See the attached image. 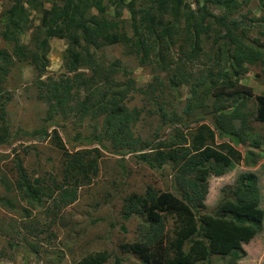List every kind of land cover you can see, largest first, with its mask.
<instances>
[{
    "label": "trees",
    "instance_id": "1",
    "mask_svg": "<svg viewBox=\"0 0 264 264\" xmlns=\"http://www.w3.org/2000/svg\"><path fill=\"white\" fill-rule=\"evenodd\" d=\"M9 2L10 9L2 15L1 35L14 49L13 54L0 49V147L12 139L8 109L12 95L6 89L7 81L16 62L27 63L37 73L38 97L48 106L43 120L46 129L34 137L48 136V126L57 127L52 135L63 156V169L61 180L54 174L32 180L23 161L18 160L15 184L2 179L6 192L17 193L15 198L21 196L31 204L52 200L54 217L74 204L79 190L90 186L98 176L103 151L98 147L69 152L58 127H65L60 123L62 119L76 121L79 128L85 127L86 121L99 122L102 130L98 133L95 126L96 136L89 144L107 149L104 144L110 142L109 147L118 155L139 153L140 160L152 168L170 164L178 171L176 182L182 195L150 186L143 195L125 199L124 220L139 217L143 221L139 239L121 246L125 254L135 255L141 264H217L218 260L242 263L251 245L264 236L262 177L254 171L241 172L233 185L221 190L223 201L216 209L204 211L212 177L222 178L241 165L256 167L254 161L263 153L244 148L246 154L242 155L238 149L249 141L257 148L264 144V137L250 132L252 118L264 125V93L255 96L251 88L241 84L248 73L247 63H259L264 69V49L258 47L259 40H250V30L246 28L248 21H262L248 16L233 18L250 0H195L196 10L187 0H58L49 9L36 0ZM261 6L264 11V0ZM215 8L220 15L213 12ZM32 11L42 14L38 27L30 19ZM126 11L131 15L130 29L123 20ZM31 30L33 45L28 46L21 41ZM52 38L68 42L64 56L67 74L61 79L45 80ZM207 42L212 44V51L205 54L203 45ZM116 46L125 47L129 56H137L141 66L154 64L161 73H167L168 89L190 86L185 113L191 115L196 109L211 106L213 111L207 115L213 117L216 130L200 125L192 140L183 136L181 144L173 141L153 146L136 137L132 126L139 121L141 110L128 106L131 95L139 91L158 99L155 95L165 84L156 75L147 90H139L120 60L107 61L103 57V49ZM174 47L180 53L178 60L171 54ZM204 54L206 68L195 76L187 65ZM207 102L211 105L206 106ZM158 113L163 120L169 116L164 106ZM217 130L221 138L228 137L229 141L218 144ZM0 203L16 209L11 196H0ZM170 219L177 221L173 237L166 233ZM110 258L107 251L98 252L77 264H106ZM115 264L124 263L117 258Z\"/></svg>",
    "mask_w": 264,
    "mask_h": 264
},
{
    "label": "rangeland",
    "instance_id": "2",
    "mask_svg": "<svg viewBox=\"0 0 264 264\" xmlns=\"http://www.w3.org/2000/svg\"><path fill=\"white\" fill-rule=\"evenodd\" d=\"M42 2L44 8H51L58 0H36ZM195 0H187L192 4ZM245 2V0H240ZM141 2L138 9H141ZM193 7L197 5L194 2ZM10 9L9 0H0V49L13 54L14 46L5 42L1 32L3 29L2 15ZM216 15L221 11L213 10ZM42 14L32 11L30 19L35 27L41 25ZM244 16L259 18L262 22L248 21V32L250 40H259L257 45L264 49V11L261 0H250L248 5H243L235 14L234 19H244ZM127 28L130 29L131 15L126 11L124 19ZM34 30L27 31L22 36V43L28 46L33 45L32 35ZM51 52L49 53L50 66L44 79H61L66 73L64 56L68 50V42L58 38L50 40ZM256 45V46H257ZM125 47L116 46L102 50L103 57L107 61L120 60L124 68L131 72L130 78L135 80L139 90H147L150 83H153L155 76H160L165 86L157 91L156 97L152 99L136 92L131 95L128 106L141 110L139 121L133 127L136 137H141L153 146L164 143L177 142L186 136L192 140L196 128L200 125L209 126L214 129L211 121L213 118L207 114L213 111L210 106L206 110L196 109L191 115L185 113L187 100L191 96V87L182 86L177 90L168 89L170 76L161 73L154 64L141 66L137 56L128 55ZM205 54L212 51V44L208 42L203 45ZM178 60L180 53L174 47L171 52ZM204 56L193 63L188 64V71L195 76L198 72L205 70ZM223 66V65H222ZM248 73L242 78L241 84L251 88L255 96L264 93V69L261 64L247 63ZM81 71H85L82 69ZM88 72V71H86ZM91 74V73H89ZM37 73L27 63L16 62L6 85V89L12 95L9 103V122L12 128L11 142L0 147V196H11L16 209L7 207L0 203V264H77L89 254L104 252L110 255V261L106 264H115L117 258L124 264H141V260L132 254H125L121 246L125 243H134L140 237L143 221L139 217H132L126 221L123 218V205L127 197L138 194L143 195L148 187H154L158 191H171L182 195L179 185L176 182L178 171L174 165L165 164L160 168H152L143 163L139 153L118 155L110 142H105L107 149H103L97 143L92 145L88 141L102 130L99 122L86 121L85 127L79 128L75 121L61 120L64 128H59L62 141L67 150L76 153L81 149L101 148L103 156L99 165V174L90 186H84L79 190V199L69 207L58 211L54 217L53 201L44 199L41 205L31 204L21 196L9 195L2 184V179L7 178L13 184L18 177V160L23 161V166L32 180L38 178H49L56 175L61 180L63 169V156L53 141L52 132L56 126H48L50 135H34L46 129L43 120L47 117L48 106L41 102L36 87ZM125 82V78H121ZM156 104V105H155ZM165 107L169 116L163 120L158 111ZM251 108V107H250ZM173 112H175L173 114ZM175 115L177 117H175ZM199 121V122H197ZM251 131L264 137V125L253 120ZM97 124V125H96ZM60 125V126H61ZM240 127V123H238ZM216 130V129H214ZM79 139H76L78 136ZM217 143L229 141L230 138L223 137L216 131ZM221 136V137H220ZM232 142V141H231ZM189 144H186L188 146ZM242 150V149H241ZM245 152V149L242 150ZM263 152L256 159V167L252 165H241L227 173L222 178L212 177L209 180L208 193L205 198L206 210L204 213H211L223 201L221 190L227 185H233L235 176L245 171H254L263 179L264 190V148ZM235 186H233L234 188ZM262 190V191H263ZM264 202V191H263ZM264 208V207H263ZM177 222V221H176ZM175 219H170L166 224L168 237L174 236ZM248 257L240 264H264V236L260 237L256 245L249 248ZM228 261V260H227ZM217 264H225L219 261Z\"/></svg>",
    "mask_w": 264,
    "mask_h": 264
},
{
    "label": "clouds",
    "instance_id": "3",
    "mask_svg": "<svg viewBox=\"0 0 264 264\" xmlns=\"http://www.w3.org/2000/svg\"><path fill=\"white\" fill-rule=\"evenodd\" d=\"M195 2V1H194ZM193 2V3H194ZM193 3L191 4V9L192 10H196L194 7H193ZM37 76V75H36ZM44 79V78H43ZM243 145H245L246 147H244ZM243 145H241L238 149L240 150V153H242V155L243 154H246V152H243L242 150H243V148H247V149H249L250 151H252V152H257V151H259V149H261V148H264V144H263V147H261V148H257L254 144H252L250 141L249 142H247V144H243ZM233 146H235V145H233ZM242 149V150H241ZM260 154H262V153H260Z\"/></svg>",
    "mask_w": 264,
    "mask_h": 264
}]
</instances>
